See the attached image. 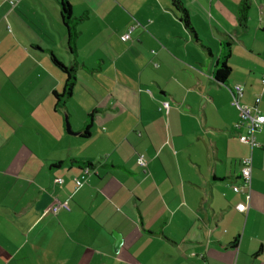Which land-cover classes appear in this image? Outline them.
<instances>
[{
	"label": "crops",
	"instance_id": "obj_1",
	"mask_svg": "<svg viewBox=\"0 0 264 264\" xmlns=\"http://www.w3.org/2000/svg\"><path fill=\"white\" fill-rule=\"evenodd\" d=\"M243 1L0 0V264H264V126L240 143L231 105L241 85L264 115V0L241 25Z\"/></svg>",
	"mask_w": 264,
	"mask_h": 264
},
{
	"label": "built area",
	"instance_id": "obj_2",
	"mask_svg": "<svg viewBox=\"0 0 264 264\" xmlns=\"http://www.w3.org/2000/svg\"><path fill=\"white\" fill-rule=\"evenodd\" d=\"M12 7L15 6L17 0H8ZM130 39L129 34H125L121 37L122 42H127ZM264 83V78H263ZM244 92V88L241 85H235L232 88V103L231 105L235 107L239 112V122L235 125V130L238 133L239 142L249 145L251 148L257 146L256 143V134L264 126V115H262L257 108H250L248 106H243L240 104V98ZM260 102V99L255 100L256 105ZM169 103H163V108L165 110L169 109ZM137 162L140 166H145L146 163L142 158H138ZM89 174V170L84 171V176ZM251 174H252V158H246L242 161L241 169V187H234L232 190L234 193H243L245 194L247 202L250 199L251 191ZM85 179V177H82ZM75 184L77 188L82 186V181L76 180ZM247 205L239 204L236 209L239 213H244L247 210ZM60 210L69 211L70 207L67 202L57 203L51 207V212L56 214Z\"/></svg>",
	"mask_w": 264,
	"mask_h": 264
},
{
	"label": "trees",
	"instance_id": "obj_3",
	"mask_svg": "<svg viewBox=\"0 0 264 264\" xmlns=\"http://www.w3.org/2000/svg\"><path fill=\"white\" fill-rule=\"evenodd\" d=\"M61 16H62V22L65 28L67 29V43L69 49L72 51L75 41L77 38V32L75 31V24L77 25L78 22L82 21L85 17L76 18L75 20L71 19V8L70 5L64 1L61 3ZM249 10V5L247 0H244L238 9V21L241 25H244L247 21V13ZM184 14L185 11L181 10ZM185 19L188 20V17L185 14ZM187 26L189 25L188 21H186ZM71 45V46H70ZM53 63L55 66L62 72V74L65 76L64 86L61 93H54L53 97L55 99V103L57 107H61L65 104V102L70 99L73 89L76 83V77H75V70L72 67H67L63 62L56 59L54 55L51 56ZM226 59L221 64V68L216 71L215 76L217 80L220 83H224L226 81L227 76L230 73V69L226 64ZM85 136L88 135V131L86 130L84 132ZM86 168H90V164L85 165ZM85 168V169H86Z\"/></svg>",
	"mask_w": 264,
	"mask_h": 264
},
{
	"label": "water",
	"instance_id": "obj_4",
	"mask_svg": "<svg viewBox=\"0 0 264 264\" xmlns=\"http://www.w3.org/2000/svg\"><path fill=\"white\" fill-rule=\"evenodd\" d=\"M66 131L69 135H77L73 133V131L71 130V126L67 121H66ZM113 237L115 239L114 252L117 253L119 248L121 247L122 239L121 236L118 234H114Z\"/></svg>",
	"mask_w": 264,
	"mask_h": 264
},
{
	"label": "rangeland",
	"instance_id": "obj_5",
	"mask_svg": "<svg viewBox=\"0 0 264 264\" xmlns=\"http://www.w3.org/2000/svg\"><path fill=\"white\" fill-rule=\"evenodd\" d=\"M69 122V121H68ZM70 124V123H69Z\"/></svg>",
	"mask_w": 264,
	"mask_h": 264
}]
</instances>
